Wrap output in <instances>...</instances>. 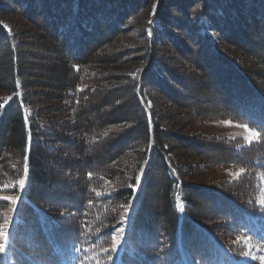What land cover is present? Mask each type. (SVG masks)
Wrapping results in <instances>:
<instances>
[{
    "label": "trees",
    "instance_id": "16d2710c",
    "mask_svg": "<svg viewBox=\"0 0 264 264\" xmlns=\"http://www.w3.org/2000/svg\"><path fill=\"white\" fill-rule=\"evenodd\" d=\"M155 1L151 14L154 0H0L8 264H117L115 236L121 264H218L263 219L264 0ZM198 117L258 140L179 130ZM220 165L242 173L190 182Z\"/></svg>",
    "mask_w": 264,
    "mask_h": 264
},
{
    "label": "rangeland",
    "instance_id": "374dc122",
    "mask_svg": "<svg viewBox=\"0 0 264 264\" xmlns=\"http://www.w3.org/2000/svg\"><path fill=\"white\" fill-rule=\"evenodd\" d=\"M157 2L154 0L150 12L151 14L154 12L156 8ZM14 24H16L19 29L23 32H29L31 30V26L28 25L21 18H12L11 19ZM8 28V27H6ZM9 29V28H8ZM118 71H127L128 74L133 76V73L137 67L136 65L130 64L126 66H119L113 68ZM109 67H104V70H113ZM197 96L199 98L211 97L216 98L218 95H213L211 91L201 90L197 91ZM1 98V94H0ZM3 98V96H2ZM4 105H7V100L4 101ZM182 112V111H181ZM184 127H188L186 135L196 136L199 134H203L206 136H215L218 138H227L231 140L241 139L244 144H250L256 140H258V131L251 128L247 124H242L234 120H220V119H210L205 120L203 118H195L191 121L182 122L179 125V130ZM192 133V134H191ZM255 133V135H253ZM183 134V133H182ZM185 134H183L185 136ZM242 173L241 169H235L233 165H220L217 168L211 170L209 173L204 174L199 177V179L193 181L190 180L191 183H196L203 187H211L212 185H224L227 182H233L236 180L240 174ZM262 187L258 192L256 201L258 203V209L262 211L263 215L261 216L264 219V174L262 175ZM253 238H248L244 240L235 239L233 237L229 238L228 245L231 244L232 248L236 250V254L238 255L237 261L233 259H225L228 256H222L219 260L218 264H264L260 260V257L264 256V224L263 228H260L257 232H254ZM116 239L119 238L115 236ZM116 243V245L118 244ZM253 257H256L255 259Z\"/></svg>",
    "mask_w": 264,
    "mask_h": 264
},
{
    "label": "snow or ice",
    "instance_id": "6c2138e0",
    "mask_svg": "<svg viewBox=\"0 0 264 264\" xmlns=\"http://www.w3.org/2000/svg\"><path fill=\"white\" fill-rule=\"evenodd\" d=\"M253 135H255V133H253ZM24 161H25V165H24V174H25V179H21L18 181V185L20 189H23L25 187L26 184V178L28 176V157L25 156L24 157ZM143 180V172L141 173V175L136 177V185L132 186V187H139L142 183ZM13 187H15V185H13ZM6 190V186L3 188H0V193L4 192ZM0 199L2 200H7L9 201L11 204H16L18 201V197H16L15 195H0ZM181 211H183V209H181ZM9 238V234L4 233L3 229L0 228V252H3L5 249V244L7 243V240ZM115 247V246H114ZM86 251V250H85ZM107 251V249L105 250ZM254 259L256 257H253ZM260 260L262 262H264V256L260 257Z\"/></svg>",
    "mask_w": 264,
    "mask_h": 264
}]
</instances>
